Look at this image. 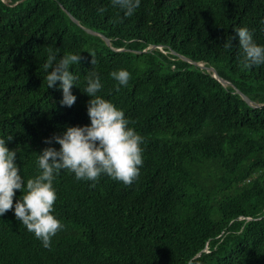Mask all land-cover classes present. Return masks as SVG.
Masks as SVG:
<instances>
[{
	"label": "trees",
	"instance_id": "obj_1",
	"mask_svg": "<svg viewBox=\"0 0 264 264\" xmlns=\"http://www.w3.org/2000/svg\"><path fill=\"white\" fill-rule=\"evenodd\" d=\"M245 25L264 44V0H141L132 16L112 0H0V135L13 136L25 180L46 137L90 123L89 70L145 137L131 184L58 174L65 227L51 247L14 210L0 216V264H264V106L233 87L264 104V65H244L238 38L224 46ZM49 48L81 52L70 107L47 88ZM122 67L132 75L117 89L110 73Z\"/></svg>",
	"mask_w": 264,
	"mask_h": 264
},
{
	"label": "clouds",
	"instance_id": "obj_2",
	"mask_svg": "<svg viewBox=\"0 0 264 264\" xmlns=\"http://www.w3.org/2000/svg\"><path fill=\"white\" fill-rule=\"evenodd\" d=\"M112 2L124 16L134 15L141 4V0ZM237 38L243 50L244 65H264V44L257 42L253 30L246 25L235 26L234 35L226 39L224 46L232 47ZM81 58V52H68L58 57L57 51L48 50L43 64L47 88L62 89L61 105L70 107L77 100L73 85H77L80 75L71 68L79 64ZM92 62L95 64L94 59ZM110 75L118 81L116 88L119 89L128 85L132 73L122 67L114 69ZM85 79L83 91L90 96L87 103L90 123L69 125L62 133L46 137L48 146L38 152V171L31 178L25 180L17 163V150L8 146L13 136L0 135V216L14 210L16 218L41 240L44 247H51L52 238L65 227L55 213L58 192L54 181L62 170L72 171L78 180L96 182L102 175H108L131 184L138 178L144 163L145 137L130 125L124 109L98 94L103 82L97 71L89 70ZM16 190H21L22 195L14 204Z\"/></svg>",
	"mask_w": 264,
	"mask_h": 264
},
{
	"label": "water",
	"instance_id": "obj_3",
	"mask_svg": "<svg viewBox=\"0 0 264 264\" xmlns=\"http://www.w3.org/2000/svg\"><path fill=\"white\" fill-rule=\"evenodd\" d=\"M70 17L72 18V20H73L75 23L80 24L79 21H78V20H77L72 14H70ZM84 29H85L87 32L91 33V34L101 36V37L106 41V43H107L108 45H111V41H110V39L107 38V37H105L104 35L99 34V33H97V32H94V31H92L91 29H88V28H84ZM115 50H118V49H115ZM118 51H119V50H118ZM173 54L179 56L181 59H183V60H185V61H187V62H189V63H191V64H193V65H196V66H198V67H200V68H202V69L207 70L208 72H211L212 75H213V77L216 78V79H217L220 83H222L223 85H225V86H227V85H231V86H232V83H230V82L226 81L225 79H223V78L218 74V72L216 71L215 68H213V67H207V66H205V64H203V63H198V62L192 61V60L186 58L185 56H182V55L177 54L176 52H173ZM233 87L235 88V92H236L237 94H239V95L243 98V100L246 101L250 106H252V107H254V108H261V107L264 106V104L261 105V104H257V103H255V102H253V101H252L247 95H245L243 92H241V91H240L239 89H237L235 86H233Z\"/></svg>",
	"mask_w": 264,
	"mask_h": 264
}]
</instances>
